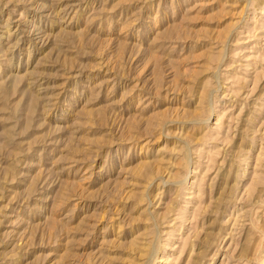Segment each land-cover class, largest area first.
<instances>
[{
	"label": "rangeland",
	"instance_id": "374dc122",
	"mask_svg": "<svg viewBox=\"0 0 264 264\" xmlns=\"http://www.w3.org/2000/svg\"><path fill=\"white\" fill-rule=\"evenodd\" d=\"M0 264H264V0H0Z\"/></svg>",
	"mask_w": 264,
	"mask_h": 264
}]
</instances>
